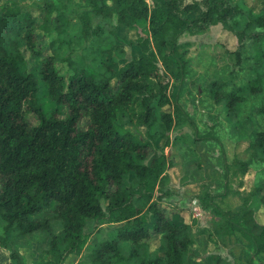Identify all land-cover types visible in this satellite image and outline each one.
<instances>
[{"label":"trees","instance_id":"1","mask_svg":"<svg viewBox=\"0 0 264 264\" xmlns=\"http://www.w3.org/2000/svg\"><path fill=\"white\" fill-rule=\"evenodd\" d=\"M73 0H57L44 5L37 16L17 1L0 6V219L5 233L21 237L47 232L48 259L37 264H64L69 255L89 248V264H113L120 258L128 264H184L192 240L184 224L179 227L159 209V201L169 193L158 189L166 179L167 161L156 147L174 125V116L193 130L194 140L216 139L211 133L199 134L193 120L169 96V74L177 75L176 91L186 79L189 60L180 38L195 36L220 25L236 38L235 64L241 63V49L247 39L254 41L251 56L256 77L245 86L250 93L261 91L264 49L260 34L234 32L228 25L241 11L230 0H202L203 10L191 14L197 3L183 0H85L87 10L79 16L80 31L69 30L67 18ZM90 13L101 19L92 24ZM146 23V33H138L135 47L139 56L117 70L101 58L94 42L104 32L116 40L117 26L125 31ZM254 22L264 27V19ZM108 27V29H105ZM36 31L50 38V55H42ZM107 37H103L106 40ZM26 51L35 65L29 68ZM79 56L80 61L74 60ZM89 57V59H88ZM65 62L70 75H61L55 65ZM173 61V64H172ZM175 66V70L173 68ZM87 66H92L90 73ZM112 81L116 87L111 88ZM43 86L48 110L40 101ZM224 84L213 83L211 96L224 101L228 110L244 100L243 96L221 92ZM244 88H240L242 92ZM173 104V105H172ZM173 113L166 112L170 107ZM264 114V107L257 111ZM28 114L36 118L31 125ZM119 116L146 128V139L116 124ZM86 120L84 129L79 127ZM167 144V139L165 141ZM246 159L234 157L224 162L223 193H205L198 199L201 209H210L219 218L220 234L240 235L252 247V255L264 254V218L257 219L264 208V197L257 189L232 191L228 183L231 168L244 176L250 165L264 170V130L254 133L245 149ZM239 199L238 206L225 211L215 199L229 193ZM143 209L153 219L146 225ZM112 217L119 224L106 238L90 242L86 231L89 221ZM52 221L61 225V235L52 230ZM159 235L162 254L151 252V234ZM11 241L0 237V249ZM10 258L20 263L16 252ZM252 264L251 259L247 260Z\"/></svg>","mask_w":264,"mask_h":264},{"label":"rangeland","instance_id":"2","mask_svg":"<svg viewBox=\"0 0 264 264\" xmlns=\"http://www.w3.org/2000/svg\"><path fill=\"white\" fill-rule=\"evenodd\" d=\"M11 0H0V6ZM19 2L20 6L37 16L40 9L48 3H57V0H13ZM148 5L152 0H145ZM184 3H197V9L191 14V18L197 17L203 10L202 0H183ZM231 3L240 9L241 14L237 15L229 27L237 33L260 34L258 43L264 49V27L254 22L257 18L264 19V0H230ZM88 8L85 0H73L68 11L69 30L73 33L80 31L79 16ZM92 24L101 22V19L90 13ZM146 23L140 22L137 29L125 31L117 26L116 40L109 33L104 32L101 39L94 42V46L100 53L103 61L112 69L117 70L131 60L139 56L135 47H128L125 44L135 42L138 33H146ZM108 29V27H105ZM37 44L42 50V55H50V38L44 37L36 31ZM103 37H107L103 40ZM180 43L187 48L189 60L186 79L181 84L179 91H176L177 75L169 74V96L172 103L177 100L181 109L188 113L193 120L199 134L211 133L215 141L194 140L192 128L184 121L174 116L173 127L160 138L156 147L165 156L167 169L166 179L158 189L169 196L161 198L159 209L164 216L172 220L173 224L182 227L187 226V232L192 240L187 259L184 264H264V254L252 255L251 245L240 235L234 234L225 236L220 234L217 228L219 218L208 208L201 209L198 199L203 198L205 193L217 195L223 193L224 188V162L231 163L234 157L246 159L245 149L255 132L264 130V114L257 111L264 107V71L259 70L260 78L263 81L261 91L250 93L245 86L250 80L256 77L253 71L251 56L254 53V41L247 39L241 49V63L235 64L234 51L236 38L220 25L210 27L208 30L189 36L184 34ZM23 56L29 68L35 63L30 55L23 51ZM74 60L79 56L73 55ZM89 59V57H88ZM80 61V60H78ZM173 64V61H172ZM57 71L64 76L70 75L69 68L65 62H57ZM175 70V66L173 65ZM90 73H93L92 66H87ZM224 84L221 92L234 91L243 96L244 100L235 105L233 110L225 107L224 101L215 102L211 96L212 84ZM116 87L112 81L111 88ZM240 88H244L239 92ZM40 101L48 110L50 103L45 99L43 86L39 89ZM173 105V104H172ZM166 112L173 113L170 107H165ZM27 120L31 125L36 124V118L28 114ZM116 124L120 129L133 132L137 139H146V128L131 123L126 117L119 116ZM86 120H81L79 127L84 129ZM167 139V144L165 141ZM228 183L232 191L250 192L257 189V194L264 197V170L261 164H251L247 173L241 176L230 169ZM214 202L225 211L234 210L239 199L232 192L223 200L215 199ZM143 222L152 227L151 215L143 209L140 213ZM257 219L264 218V208L261 209ZM52 230L56 235H61V225L58 221H52ZM119 224L112 217L104 220L86 224V231L90 233V242H95L100 237L106 238L109 233L118 227ZM4 223L0 219V237L6 236L11 241V247L0 249V264H15L10 258L11 252H16L20 257L21 264H37L41 260L48 259L46 249L49 240L47 232H34L21 237L11 236L5 233ZM151 252L158 251L162 254L159 235L152 233L148 241ZM89 248L84 249L78 255H69L64 264H89L86 257ZM113 264H125L120 258H114ZM128 264H133L130 262Z\"/></svg>","mask_w":264,"mask_h":264}]
</instances>
